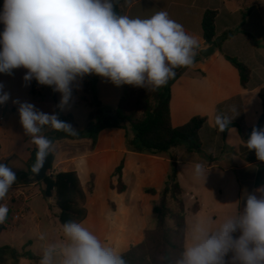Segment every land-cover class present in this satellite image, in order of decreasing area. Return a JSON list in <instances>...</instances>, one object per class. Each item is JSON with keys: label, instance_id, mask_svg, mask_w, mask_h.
<instances>
[{"label": "crops", "instance_id": "obj_1", "mask_svg": "<svg viewBox=\"0 0 264 264\" xmlns=\"http://www.w3.org/2000/svg\"><path fill=\"white\" fill-rule=\"evenodd\" d=\"M208 9L218 11L216 39H220V42L213 53L205 57L200 51L209 46L202 37L201 22ZM121 10L122 15L133 18H147L157 11H167L189 34L198 38L199 48L194 63L171 86L170 120L174 128L183 126L197 116L205 117L206 123L199 134L201 151L184 156L180 153L179 164L184 162L183 157L187 158L191 164H202L204 172H221L231 180L232 187L234 180L242 179L248 193H255L256 188L264 186V162L257 159L254 150L247 149L246 141L254 127L264 128V121L260 122L262 102L258 96L264 86V0H126ZM1 29L0 33L4 29L3 23ZM224 55L236 58L250 68L251 78L245 88L240 83L237 69ZM15 82H22L27 88L30 87L31 92L38 94L42 87L43 91L49 87L38 85L34 79L26 82L16 78L12 80V83ZM80 82L83 96L78 97L72 92L70 103L90 106L94 103L95 107L89 112V116L94 115V123L112 116L126 87H134H117L96 75L86 76ZM89 92L94 93L95 102L89 98ZM4 106L2 111L6 112L8 122L12 121L15 108L12 105ZM217 116L232 119L231 126L221 132L216 122ZM1 117L5 121V115ZM66 118L73 120L70 114L57 117L64 123ZM4 121H0V162L10 167L14 158L20 166L13 171H25L24 162L30 157L29 147L36 145L19 128L23 145L9 148V143L2 139L4 133L10 131L9 124L1 128ZM90 143L88 139L54 142L53 172L75 171L85 190L93 180V192L87 193V216L83 224L105 244L122 254L130 246L141 243L146 230L155 227L156 218L155 224L151 219L155 217L153 201L158 199V195L146 194L144 190L153 188L159 191L163 187L170 161L164 157L127 151L122 129L102 130L92 150ZM121 163L122 179L127 189L118 193L111 185L117 183L114 172ZM0 204L9 209L6 221L1 224L4 230L0 232V264H39L43 248L53 241L59 242L62 237L59 209L55 206L54 198H44L42 186L30 183L12 185ZM198 204L199 214L203 204L199 201ZM217 204L220 205V202ZM243 208L244 205L239 204L237 212H242ZM212 218L215 220L216 216ZM25 219L32 224V234L25 227ZM41 234L45 235L44 241L39 239ZM234 235L238 236L239 233ZM230 257L231 253L226 261Z\"/></svg>", "mask_w": 264, "mask_h": 264}, {"label": "clouds", "instance_id": "obj_2", "mask_svg": "<svg viewBox=\"0 0 264 264\" xmlns=\"http://www.w3.org/2000/svg\"><path fill=\"white\" fill-rule=\"evenodd\" d=\"M0 23L4 25L0 33V73L11 75L14 69H26L24 81L34 79L61 94V109L69 104L74 86L89 75L117 87L131 85L154 92L175 78L177 68L190 67L199 48L198 38L167 11L133 18L119 14L115 0H4ZM9 98L0 85V104ZM13 103L19 105L25 135L36 145L31 170L39 174L53 150V142L42 134L43 128L69 133L75 130L31 103ZM231 120L217 116L219 130L224 131ZM246 147L264 162V128L252 129ZM194 176L206 179L202 164L194 166ZM16 180L12 168L0 162V201ZM255 193L246 195L242 212L218 225L212 218L190 223V242L171 264H264V186L256 188ZM8 212L7 206L0 204V224L6 221ZM61 230V240L43 248L39 264H127L120 252L83 222L69 220ZM39 239L44 241L45 235Z\"/></svg>", "mask_w": 264, "mask_h": 264}, {"label": "trees", "instance_id": "obj_3", "mask_svg": "<svg viewBox=\"0 0 264 264\" xmlns=\"http://www.w3.org/2000/svg\"><path fill=\"white\" fill-rule=\"evenodd\" d=\"M125 1L115 0L116 11L121 15V6ZM2 6L3 0H0V11ZM217 16V10L208 9L202 17V37L208 46H211L216 39ZM1 25L2 23H0V32ZM224 56L237 69L240 83L245 88L251 78L250 68L236 58ZM188 68H177L174 79L150 94L142 88L126 87L114 114L98 120L93 125H88L83 130L69 133L50 126H45L42 130V134L53 143L64 139L73 141L88 139L92 150L102 130L122 129L125 132L127 151L164 157L170 161L163 187L159 191L153 188L144 190L146 194L158 195V199L153 201L156 224L154 228L146 230L145 238L141 243L130 246L122 253L127 264H171L185 246L186 212L191 211L196 214L200 209L197 201L191 209L186 208L185 191L179 182L178 167L180 153L184 156L201 151L199 134L206 123V118L197 116L183 126L175 128L172 127L170 120L171 86ZM258 96L262 102L260 117L262 122L264 121V86L259 90ZM92 117L93 114L89 116V121ZM230 126L228 124L227 127ZM238 129L242 133V129L240 127ZM29 152L30 157L24 162L26 170L16 173L17 180L13 185L36 183L42 186L44 198H54L55 206L59 209L58 218L61 225L69 220L83 222L87 216V193L93 192V180L88 183L85 190L75 171L54 173L55 156L52 151L47 155L39 174H34L31 169L36 159V146L30 147ZM122 168L123 163L114 172L117 183L111 185V188L118 193H123L127 189L122 179ZM2 230L4 226L0 224V232Z\"/></svg>", "mask_w": 264, "mask_h": 264}, {"label": "rangeland", "instance_id": "obj_4", "mask_svg": "<svg viewBox=\"0 0 264 264\" xmlns=\"http://www.w3.org/2000/svg\"><path fill=\"white\" fill-rule=\"evenodd\" d=\"M26 71V69L20 68L14 69L11 75L0 73V85H3V91L7 92L10 97L9 100L4 103V105L7 107L12 105L15 108V117L9 122L5 114L6 112L0 110V116L5 115V121L1 128H5L8 126V124L10 127V131L4 133L2 136V139L9 143V148H18L19 146L23 145V141H20L18 133V129L22 128L18 113L19 105L14 104V100L31 103L37 110L49 115H55L57 117L61 115L66 116L68 114L72 115L73 120L70 121L66 118L65 123L69 124L75 131L85 129L87 127V123L88 125L94 124L93 117L91 121L88 119L89 112L95 107L94 103L93 106L88 104L73 105L69 101V104L61 109L59 107L61 94L59 92H54L52 87H46L44 91V87H42V91L40 94H38L31 92L30 87L27 88L22 82L12 83V80L16 78H18L19 81H23ZM74 88L73 93H76L78 97H82L83 93L81 82H78ZM147 92L150 94L152 91ZM88 96L94 101L95 95L93 92H89ZM196 158L198 160V156ZM183 159L184 162L179 164L178 174L180 184L185 191L184 202L186 204V208L191 209L196 201H199V203L203 204L202 211L199 214L198 212L196 214H193L191 211L186 212L187 228L188 225L195 219H208L212 218V216H216L214 221L216 225H218L224 219L230 216H235L237 214V207L239 204H245V198L249 191L243 180H234V186L232 187L230 184L231 180L219 171H213L211 174L204 172V174L207 175L206 179H204V176L196 179L194 176L195 165L189 163V160H186L187 158L185 159L183 157ZM18 166H20L18 161L12 158L10 165L12 170H18ZM239 184L241 189L240 193ZM199 197H202V202H200ZM218 202H220V205L217 204ZM151 221H153V224H155V217H153ZM24 224L26 225L25 227L28 233L32 234L33 227L31 222L28 219H25ZM189 242L190 241L187 231L185 245Z\"/></svg>", "mask_w": 264, "mask_h": 264}, {"label": "water", "instance_id": "obj_5", "mask_svg": "<svg viewBox=\"0 0 264 264\" xmlns=\"http://www.w3.org/2000/svg\"><path fill=\"white\" fill-rule=\"evenodd\" d=\"M219 42L220 39H215V42L211 46H209L207 49L201 50L200 53L205 57L210 56L215 50L216 46L219 44Z\"/></svg>", "mask_w": 264, "mask_h": 264}, {"label": "built area", "instance_id": "obj_6", "mask_svg": "<svg viewBox=\"0 0 264 264\" xmlns=\"http://www.w3.org/2000/svg\"><path fill=\"white\" fill-rule=\"evenodd\" d=\"M0 109H1V110H4V109H5V106H4V105H1V106H0ZM0 121L3 122V121H4V117H1V118H0Z\"/></svg>", "mask_w": 264, "mask_h": 264}]
</instances>
